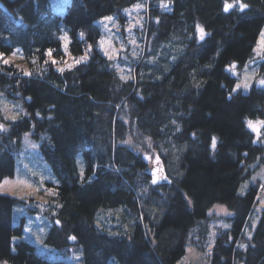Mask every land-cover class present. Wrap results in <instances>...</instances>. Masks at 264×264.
<instances>
[{"label": "trees", "instance_id": "trees-1", "mask_svg": "<svg viewBox=\"0 0 264 264\" xmlns=\"http://www.w3.org/2000/svg\"><path fill=\"white\" fill-rule=\"evenodd\" d=\"M240 2L243 11L237 0H0V93L26 112L16 121L0 114L9 127L0 135V183L14 175L8 146L27 132L58 182L45 206L51 225L42 253L12 244L23 230L13 210L24 202L0 195V264H177L190 231L218 205L232 217L209 263L264 264V210L255 214L261 182L238 194L264 165V147L246 125L264 120V88L232 93L231 74L232 65L255 60L264 0ZM225 3L234 7L225 12ZM136 4L143 52L122 80L99 42L105 18L123 25ZM64 33L73 66L60 72ZM16 50L31 75L3 63ZM254 67L264 77V46ZM136 135L148 139L170 184L153 185L150 165L124 145L140 144ZM102 212L118 224L100 223Z\"/></svg>", "mask_w": 264, "mask_h": 264}, {"label": "rangeland", "instance_id": "rangeland-1", "mask_svg": "<svg viewBox=\"0 0 264 264\" xmlns=\"http://www.w3.org/2000/svg\"><path fill=\"white\" fill-rule=\"evenodd\" d=\"M140 5L136 4L123 12L125 18L123 25H120L117 19L115 20L116 22L105 19L103 23L104 36L99 42V49L107 58L111 57L110 59L115 60V67L122 80L132 78L131 63L143 52V42L139 40L140 36L138 33L143 28L141 18L143 16V14L141 15L143 6ZM110 17L115 19L114 16ZM121 30L123 31L122 34L120 33ZM262 33H264V30L259 35L253 50L255 60L248 63L244 68L231 69V74L236 79L233 89L236 88L237 84L243 85L245 82L248 83L249 87L248 89L241 87L236 89V91L232 89V93L240 91L246 94L253 85L258 88H264V86L258 83L264 77L258 78L259 69L254 67L255 63L260 61L263 51L264 36H262ZM68 47L69 36L67 33H64L61 37V48L66 55V60L63 65L55 66L57 70L60 68L66 69L67 65L71 63L72 56ZM14 52L16 53L15 55H13ZM14 52L7 56L6 59L16 67L23 69L24 72H28V64L23 56L18 50ZM121 63L124 65H121ZM0 114L3 116V119L8 117L6 121H16L25 116L26 112L22 101L9 99L0 93ZM12 117H16V119L13 120ZM248 121L246 120V125L253 133L255 143L264 147V125H258V134L248 127ZM253 122L256 123L257 121ZM0 124L4 125L6 129L0 132V135H3L9 127L3 122H0ZM136 136L140 144H135L129 138L124 142V145L134 153L142 155L150 167L160 165L159 157L150 149L148 139H141L138 135ZM1 141L2 137L0 136V143ZM141 144H144L148 151ZM8 147L15 159V169L13 177H7L0 183V195L24 202L22 205L15 206L13 210V225L18 226L22 223L23 230L20 236L12 238V244L26 242L35 246L38 252H46L48 251V247L45 245L44 240L46 239L51 222L47 217L48 211L45 206L49 202H54L53 198L56 197L58 182L42 158L40 142L32 139L31 132L23 134L19 141H13L12 148L10 146ZM148 157H151V159ZM257 180L261 182L262 186L257 195L255 209V214L259 215L260 211L264 210V165L240 185L238 194L244 195ZM114 215L113 213L108 215V213L102 212L99 216V222L107 226L110 224L111 226L113 224L116 225L118 224V220L112 223L107 221L109 216ZM231 217L232 213L224 206L218 205L213 207L208 212L207 219L201 221L190 231L189 239L185 247V254L177 264H210L209 258L215 244L216 236L220 231L230 227L228 220ZM224 225L228 227H224ZM111 264L119 263L112 261Z\"/></svg>", "mask_w": 264, "mask_h": 264}, {"label": "snow or ice", "instance_id": "snow-or-ice-1", "mask_svg": "<svg viewBox=\"0 0 264 264\" xmlns=\"http://www.w3.org/2000/svg\"><path fill=\"white\" fill-rule=\"evenodd\" d=\"M237 3H239V8H240L241 11H243L247 7V5H245L242 2H240V0H237ZM233 7H234L233 4L225 3L224 11L227 12L229 9H231ZM105 19L110 21L113 18L112 17H106ZM204 36H205L204 30L201 28L200 29V39L203 40ZM262 36H264V33H262ZM89 50H90V48H89ZM15 54L16 53L14 52L13 55H15ZM47 55L49 56V58H51V56H52V50L51 49L48 50ZM3 56H4V54L0 53V59H2ZM86 57H87V53H85V56L81 57L80 60H75L74 63L78 64V63L81 62V60L85 59ZM3 63L5 65H8L10 63V61L8 59H3ZM45 63H47V61H45ZM51 63L56 64V63H58V61H56L55 59H52ZM72 66L73 65H68L69 68H71ZM234 67H235V65L231 66V68H234ZM58 70L60 72H63L64 68H60ZM24 75H31V73L25 72ZM258 83H259V85L264 86V79L259 80ZM241 87H243L244 89H248L249 85L246 82L243 85L237 84L236 88L233 89V91H236V89H239ZM37 115H39V113H37ZM7 118L8 117H5V119H7ZM12 119L14 120V119H16V117H12ZM247 123H248V127L251 128L253 131L257 132L258 134H259L258 125H264V121H257L256 123H254L253 121L249 120ZM3 130H6V129L4 128V125L0 124V131H3ZM213 146H215V140L213 141ZM148 158L151 159V157H148ZM157 160H158V157H157ZM153 175H155V173ZM161 178L166 179V177H157V178L153 179L152 183L153 184L157 183V180L161 179ZM56 223L59 224V221H57ZM224 227H228V226L224 225ZM72 239H75V237H72ZM241 247H243V245H241Z\"/></svg>", "mask_w": 264, "mask_h": 264}, {"label": "water", "instance_id": "water-1", "mask_svg": "<svg viewBox=\"0 0 264 264\" xmlns=\"http://www.w3.org/2000/svg\"><path fill=\"white\" fill-rule=\"evenodd\" d=\"M154 173H155V175H153ZM149 176L151 177V182L153 181V179H155L157 177H166V179H163V178L158 179L157 183H155V184L152 183L153 185L159 186V185H164V184H170V180L167 178L165 168L162 164L155 166V167H150ZM72 242H73V239L71 238L70 243H72Z\"/></svg>", "mask_w": 264, "mask_h": 264}]
</instances>
